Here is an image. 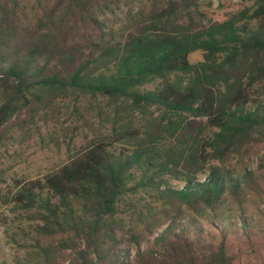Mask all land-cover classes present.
<instances>
[{"label":"trees","instance_id":"obj_1","mask_svg":"<svg viewBox=\"0 0 264 264\" xmlns=\"http://www.w3.org/2000/svg\"><path fill=\"white\" fill-rule=\"evenodd\" d=\"M117 2L0 0V148L60 103L87 133L42 178L0 174L14 264H264V0L204 27L159 0L124 37Z\"/></svg>","mask_w":264,"mask_h":264},{"label":"rangeland","instance_id":"obj_2","mask_svg":"<svg viewBox=\"0 0 264 264\" xmlns=\"http://www.w3.org/2000/svg\"><path fill=\"white\" fill-rule=\"evenodd\" d=\"M194 1L196 7L191 10L193 24L204 27L241 7H251L256 0ZM154 6H159V0H118L112 14L106 15L107 26L118 34L116 37H124L125 35L120 34H126L130 30L133 25L131 22L136 23ZM189 60L191 63L200 62L202 55L195 52L189 56ZM59 107L61 115L58 124L52 120L45 124L36 117V126H31L27 121L25 128L12 129V138L0 148V174L5 181L2 186L3 193L7 192L15 179L42 178L57 170L84 145L87 133L69 116L72 105L60 103ZM23 119L25 117L20 116V120ZM254 160L249 164L254 166ZM171 185L175 188L182 186L180 182L175 181H171ZM233 214L230 215V220L235 222ZM22 218V214L14 210L13 205L6 204V198H0V263L14 264L18 259L23 260L31 251L28 248L30 242H24L20 235L21 228L26 227ZM262 223L264 221L260 224ZM204 227L205 230H210L207 225Z\"/></svg>","mask_w":264,"mask_h":264}]
</instances>
